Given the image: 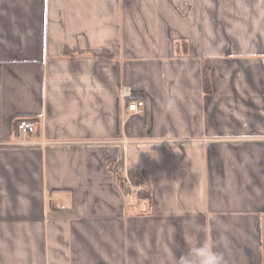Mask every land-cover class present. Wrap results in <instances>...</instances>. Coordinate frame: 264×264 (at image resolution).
I'll list each match as a JSON object with an SVG mask.
<instances>
[{
    "label": "crops",
    "instance_id": "1",
    "mask_svg": "<svg viewBox=\"0 0 264 264\" xmlns=\"http://www.w3.org/2000/svg\"><path fill=\"white\" fill-rule=\"evenodd\" d=\"M196 236L263 264L264 0H0V264H171Z\"/></svg>",
    "mask_w": 264,
    "mask_h": 264
},
{
    "label": "trees",
    "instance_id": "2",
    "mask_svg": "<svg viewBox=\"0 0 264 264\" xmlns=\"http://www.w3.org/2000/svg\"><path fill=\"white\" fill-rule=\"evenodd\" d=\"M182 52L186 53V45L185 43L181 45ZM92 54H106L105 51H91ZM201 77H202V88L205 93H210V68L209 61L207 59H203L201 61ZM116 180L118 185L122 189L125 196H127L131 202V205L137 206L136 214L142 215L147 212V206L150 203V194L146 189L143 181L138 176V173L133 168H128L126 175L121 176V174L115 173ZM129 182L133 186L142 185L144 189L133 193L131 189L125 185V182ZM133 194V195H132ZM145 204V206L140 207L139 204Z\"/></svg>",
    "mask_w": 264,
    "mask_h": 264
},
{
    "label": "clouds",
    "instance_id": "3",
    "mask_svg": "<svg viewBox=\"0 0 264 264\" xmlns=\"http://www.w3.org/2000/svg\"><path fill=\"white\" fill-rule=\"evenodd\" d=\"M171 264H227V260L217 242L196 236L179 255L172 252Z\"/></svg>",
    "mask_w": 264,
    "mask_h": 264
},
{
    "label": "built area",
    "instance_id": "4",
    "mask_svg": "<svg viewBox=\"0 0 264 264\" xmlns=\"http://www.w3.org/2000/svg\"><path fill=\"white\" fill-rule=\"evenodd\" d=\"M131 90L129 88H126L123 91V95L126 98L131 97ZM146 107V101L144 99H132L131 101H128L127 104V111L132 113H144ZM39 130V122L36 119H33L31 117H22L20 119H16L12 125V132L14 135H17L19 137H25L28 136L30 133H37ZM125 185L128 186L133 193H136L139 190L144 189V186L138 185L133 186L128 181L125 182ZM57 210L64 211L66 210L64 206L57 205Z\"/></svg>",
    "mask_w": 264,
    "mask_h": 264
},
{
    "label": "rangeland",
    "instance_id": "5",
    "mask_svg": "<svg viewBox=\"0 0 264 264\" xmlns=\"http://www.w3.org/2000/svg\"><path fill=\"white\" fill-rule=\"evenodd\" d=\"M119 174V173H118ZM263 264H264V252H263Z\"/></svg>",
    "mask_w": 264,
    "mask_h": 264
}]
</instances>
